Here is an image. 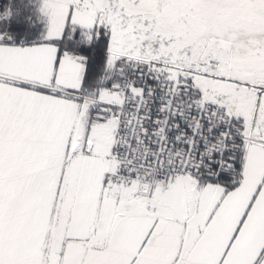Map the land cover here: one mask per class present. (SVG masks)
Wrapping results in <instances>:
<instances>
[{
  "label": "snow or ice",
  "instance_id": "1",
  "mask_svg": "<svg viewBox=\"0 0 264 264\" xmlns=\"http://www.w3.org/2000/svg\"><path fill=\"white\" fill-rule=\"evenodd\" d=\"M0 264H264V0L0 5Z\"/></svg>",
  "mask_w": 264,
  "mask_h": 264
},
{
  "label": "trees",
  "instance_id": "2",
  "mask_svg": "<svg viewBox=\"0 0 264 264\" xmlns=\"http://www.w3.org/2000/svg\"><path fill=\"white\" fill-rule=\"evenodd\" d=\"M8 2H9V0H0V5H4ZM15 2H19V0H15Z\"/></svg>",
  "mask_w": 264,
  "mask_h": 264
}]
</instances>
